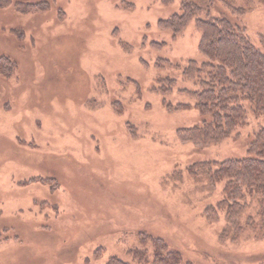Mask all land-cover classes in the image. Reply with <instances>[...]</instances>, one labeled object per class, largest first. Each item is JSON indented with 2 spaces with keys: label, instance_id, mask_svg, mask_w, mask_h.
Masks as SVG:
<instances>
[{
  "label": "rangeland",
  "instance_id": "obj_1",
  "mask_svg": "<svg viewBox=\"0 0 264 264\" xmlns=\"http://www.w3.org/2000/svg\"><path fill=\"white\" fill-rule=\"evenodd\" d=\"M48 1L46 11L22 4ZM186 0H0V264H107L161 237L192 264H260L264 225L221 239L225 181L215 186L188 167L248 156L264 117L248 114L238 136L219 144L183 142L178 129L208 120L184 75L199 50L197 17L245 26L264 52V1L191 0L202 8L174 37L159 21ZM246 9L242 15L233 8ZM162 43L161 47L153 43ZM162 60L169 61L163 63ZM162 62V63H161ZM174 79L172 92L161 89ZM187 104L183 109L170 108Z\"/></svg>",
  "mask_w": 264,
  "mask_h": 264
},
{
  "label": "trees",
  "instance_id": "obj_2",
  "mask_svg": "<svg viewBox=\"0 0 264 264\" xmlns=\"http://www.w3.org/2000/svg\"><path fill=\"white\" fill-rule=\"evenodd\" d=\"M49 7L48 1L21 5L23 11H46ZM245 11L244 7L233 8L235 14L242 15ZM201 12L202 8L195 2L183 1L182 12L160 20L159 27L172 31L176 37ZM196 25L201 31L199 50L208 61L202 64L195 60L188 62L184 75L195 81L199 88L183 89L182 92L196 100V108L208 120H204L201 125L180 128L177 133L183 142L210 146L239 135L237 130L244 125L248 114L244 101H250L254 113L264 117V52L251 42L245 26L225 16L197 17ZM153 44L159 47L163 45L157 42ZM4 62L9 63L10 71L15 68V62L10 57L1 56L0 65ZM163 82V92H172L176 80L164 79ZM186 107L189 105H170V108L175 109ZM254 135L247 149V157L206 160L188 167L191 175L205 176L212 186L225 181L224 197L218 207L210 206L206 210L209 220H213L218 218V208L225 209L228 225L221 233L224 241L230 237L237 241L246 228L256 227L257 219L252 215L247 216L245 222L242 221L255 201L259 205L258 215L264 225V124ZM141 238L151 242L153 250L151 254L147 249L130 250L129 253L139 264H192L185 260L181 251L171 248L163 238L147 233H142ZM107 264L132 263L113 255ZM260 264H264V261Z\"/></svg>",
  "mask_w": 264,
  "mask_h": 264
}]
</instances>
